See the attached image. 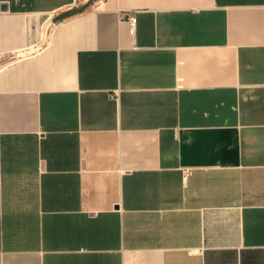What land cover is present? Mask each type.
<instances>
[{
    "label": "crops",
    "instance_id": "obj_1",
    "mask_svg": "<svg viewBox=\"0 0 264 264\" xmlns=\"http://www.w3.org/2000/svg\"><path fill=\"white\" fill-rule=\"evenodd\" d=\"M1 3L0 264H264V0Z\"/></svg>",
    "mask_w": 264,
    "mask_h": 264
},
{
    "label": "water",
    "instance_id": "obj_2",
    "mask_svg": "<svg viewBox=\"0 0 264 264\" xmlns=\"http://www.w3.org/2000/svg\"><path fill=\"white\" fill-rule=\"evenodd\" d=\"M7 10H8L7 3H1L0 4V11H7Z\"/></svg>",
    "mask_w": 264,
    "mask_h": 264
},
{
    "label": "built area",
    "instance_id": "obj_3",
    "mask_svg": "<svg viewBox=\"0 0 264 264\" xmlns=\"http://www.w3.org/2000/svg\"><path fill=\"white\" fill-rule=\"evenodd\" d=\"M128 20L131 23V25H133L135 23V18L133 16H128Z\"/></svg>",
    "mask_w": 264,
    "mask_h": 264
}]
</instances>
